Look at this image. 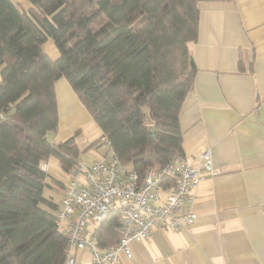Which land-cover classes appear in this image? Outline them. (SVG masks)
I'll return each instance as SVG.
<instances>
[{"label": "trees", "instance_id": "obj_1", "mask_svg": "<svg viewBox=\"0 0 264 264\" xmlns=\"http://www.w3.org/2000/svg\"><path fill=\"white\" fill-rule=\"evenodd\" d=\"M30 1L25 10L0 0V264H66L60 204L45 194H62L64 182H49L41 163L55 156L70 172L80 148L75 135L47 137L59 125L56 80L68 79L102 137L141 176L185 155L179 114L197 71L189 42L199 0ZM49 38L57 59L43 48ZM120 225L111 212L98 244L114 245Z\"/></svg>", "mask_w": 264, "mask_h": 264}, {"label": "crops", "instance_id": "obj_2", "mask_svg": "<svg viewBox=\"0 0 264 264\" xmlns=\"http://www.w3.org/2000/svg\"><path fill=\"white\" fill-rule=\"evenodd\" d=\"M198 9V35L189 42L197 71L179 120L185 156L197 162L209 150L216 171L194 189L196 222L156 227L131 244L133 257L123 256L122 264H264V0H199ZM43 48L53 59L60 56L53 38ZM55 90L59 125L47 137L58 143L75 135L79 145L93 117L66 77L56 80ZM97 140L90 137L85 150L98 157L85 161L80 150L79 161L104 155L103 145L87 148ZM51 157L43 160L47 173L65 182Z\"/></svg>", "mask_w": 264, "mask_h": 264}, {"label": "built area", "instance_id": "obj_3", "mask_svg": "<svg viewBox=\"0 0 264 264\" xmlns=\"http://www.w3.org/2000/svg\"><path fill=\"white\" fill-rule=\"evenodd\" d=\"M0 113V118H5ZM106 152L89 162L79 161L64 182L58 228L68 237L66 264H78V250L91 251L90 264H122L133 257L131 244L147 239L156 227L179 229L197 221L191 203L194 189L215 173L212 154L202 152L197 162L177 155L167 163L148 167L141 176L102 137ZM41 168L47 171L42 161ZM174 181V183H173ZM111 212L121 214L118 241L109 247L98 244L100 224Z\"/></svg>", "mask_w": 264, "mask_h": 264}, {"label": "rangeland", "instance_id": "obj_4", "mask_svg": "<svg viewBox=\"0 0 264 264\" xmlns=\"http://www.w3.org/2000/svg\"><path fill=\"white\" fill-rule=\"evenodd\" d=\"M22 2H24L25 4L31 3L30 0H21ZM100 131L101 128L99 127V125L97 124V122L92 119L89 123H87L84 127H83V133L82 135L78 138V143L80 145V150H81V155L85 161L89 160V157H98V154L95 152H89L87 150H85V147L87 146L86 144H88V139L92 136H97V144H99L100 146H102V135H100ZM96 148V147H95ZM106 149V147H105ZM94 150V149H93ZM106 152V151H105ZM52 161L54 162L53 165V169L54 172L56 174H58L59 176H61L64 179H68L69 178V172L64 170V168L62 167L61 163L59 162L58 158H56L55 156L51 157ZM52 173V174H55ZM51 176L48 173V181L51 182ZM45 194L47 196H52L54 198V200L60 204L61 202V190L60 189H51L50 187L46 188ZM85 254L83 256V262L84 263H90L91 262V251L90 249L86 248L84 250Z\"/></svg>", "mask_w": 264, "mask_h": 264}]
</instances>
